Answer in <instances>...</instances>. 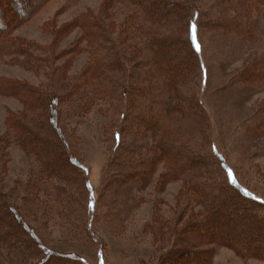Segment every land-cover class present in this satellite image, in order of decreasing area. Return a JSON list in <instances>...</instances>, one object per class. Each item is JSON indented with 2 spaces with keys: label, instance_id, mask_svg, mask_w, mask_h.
<instances>
[{
  "label": "trees",
  "instance_id": "obj_1",
  "mask_svg": "<svg viewBox=\"0 0 264 264\" xmlns=\"http://www.w3.org/2000/svg\"><path fill=\"white\" fill-rule=\"evenodd\" d=\"M47 1L0 0V59L10 57L30 70L40 61L49 64V57L31 53L42 48L13 34ZM117 3L126 7L119 24L111 15ZM254 15L262 17L264 34V0H102L96 14L86 11L58 28L45 25L53 33L52 43L44 48L48 55L72 59L84 41L90 60L70 79L64 64L49 66L41 86L0 76V95L17 98L22 105L16 113L7 112L0 138V264H90L49 248L41 233L54 212L68 235L83 238L88 246L98 241L90 237L91 227L99 221L111 226L117 215L111 204L106 214L100 212L108 203L102 193H95L77 136L63 126L72 110L84 114L99 101L121 118L111 134L107 185L142 179L155 161L164 166L155 181L158 188L183 179L175 216L164 222L167 238L160 228L155 230L159 241L170 247L154 264H210L205 248L210 244L229 248L242 259L264 261V200L217 151L208 110L187 92L201 70L203 36L254 42ZM77 28L82 30L79 40L57 51ZM260 82L264 54L250 57L231 80ZM12 143L31 161L22 193L17 187L13 192L17 196L2 191Z\"/></svg>",
  "mask_w": 264,
  "mask_h": 264
},
{
  "label": "rangeland",
  "instance_id": "obj_2",
  "mask_svg": "<svg viewBox=\"0 0 264 264\" xmlns=\"http://www.w3.org/2000/svg\"><path fill=\"white\" fill-rule=\"evenodd\" d=\"M101 1L48 0L13 34L42 48L31 53L43 59L49 57V64L36 60L37 67L30 70L6 57L0 59V76L41 86L46 82L49 66L60 64H64L65 69L62 70L67 79L78 76L90 60L85 42L79 41L82 51L72 59H69L70 56L55 59L44 49L53 39V33L45 25L58 28L86 11L96 14ZM125 10V5L120 3L111 8L116 24L123 20ZM253 18L257 35L254 42H241L235 37L218 38L208 33L203 36L200 46L201 70L187 92L195 95L208 110L210 138L217 151L231 165L239 168L241 182L264 200V82L231 83L234 73L242 69L250 57L264 54L263 19L257 15ZM81 34L80 28L67 34L57 51L77 42ZM21 107L19 99L0 95V138L6 131L7 112L16 113ZM120 124V116L104 101L97 102L84 114L72 110L63 123L64 128L73 130L78 138L80 155L95 193H102L108 203L100 212L106 214L109 204L117 211L111 226L104 221L95 223L91 227L90 237L98 238V241L86 246L83 238L78 240L69 236L66 224L52 212L43 225L42 239L49 248L78 255L90 264H154L170 247L169 243L159 241L155 230L160 228L164 239L167 238L168 227L164 222L175 216L176 196L183 179L167 182L159 189L155 181L164 171V166L155 161L148 164L144 178L126 181L122 185H107L106 167L113 151L111 134ZM128 141L131 142L130 137ZM8 154L2 191L6 195L17 196L13 192L17 187L22 193L21 183L24 184L30 175L31 161L14 143L8 147ZM41 192L43 198L49 199L48 192ZM29 221L38 227L34 217ZM158 222L159 225L156 224ZM205 248L210 250V264H264V261L256 258L242 259L233 250L216 244Z\"/></svg>",
  "mask_w": 264,
  "mask_h": 264
},
{
  "label": "snow or ice",
  "instance_id": "obj_3",
  "mask_svg": "<svg viewBox=\"0 0 264 264\" xmlns=\"http://www.w3.org/2000/svg\"><path fill=\"white\" fill-rule=\"evenodd\" d=\"M192 30H193V33L195 31V25L192 26ZM197 48H198V45H197Z\"/></svg>",
  "mask_w": 264,
  "mask_h": 264
}]
</instances>
